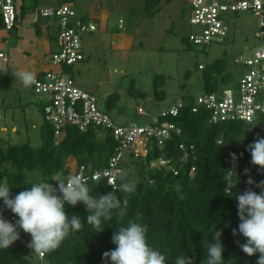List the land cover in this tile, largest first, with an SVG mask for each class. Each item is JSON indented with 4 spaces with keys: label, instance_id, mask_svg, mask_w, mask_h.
<instances>
[{
    "label": "trees",
    "instance_id": "1",
    "mask_svg": "<svg viewBox=\"0 0 264 264\" xmlns=\"http://www.w3.org/2000/svg\"><path fill=\"white\" fill-rule=\"evenodd\" d=\"M145 1L159 4L164 0ZM17 10L15 27L9 32L16 31L28 13L24 5L17 6ZM0 28L5 30L2 24ZM215 67L219 70L222 64L217 63ZM41 76L43 75L38 77ZM231 79L230 74L222 77L225 82H230ZM220 80L213 72L205 75L208 93L224 89H218ZM164 84L165 76H157L155 86L159 100L165 99ZM185 101L186 106L179 116L168 119L182 129V135L173 136L166 142L163 150L155 146L146 158H131L130 164L124 166L135 169L136 179L133 178L135 174L125 171L122 166L128 180L135 182L136 191L132 194L119 190L116 192L121 206L127 210V215L120 218L121 223L127 225L129 219L136 220L139 212L137 222L148 226V243L168 257L169 264L181 252L190 257L193 264H202L206 256V249L202 247L203 240L211 242L214 232L220 230L225 264H256L259 253L251 257L246 255L240 247L246 242L245 238L239 234L234 236L232 229H238L240 223L235 195L242 194L249 187V176L256 183L264 180L259 167L251 164V154L247 151V145L257 135L264 137V114L257 119L254 123L257 125L250 131L253 124L243 122L212 125L207 111L192 112V97ZM118 102L119 96H112L109 111ZM99 134L96 128L82 132L74 127H66L62 136L57 138L53 126L45 123L39 148H34L29 143L8 146L0 144V183H7L12 196L38 182L46 181L55 186L56 177L66 179L71 174L67 167L69 158L76 159L78 166H86L90 172L103 170L108 166L117 145L111 136L105 135L101 139ZM220 139L224 140V144H218ZM181 143L195 147L196 159L185 165L179 162L182 156L179 149ZM232 153L237 156L238 178L227 173L233 165ZM161 156L173 160V165L179 171L178 175L163 168H152V163ZM192 167L196 169L193 175ZM245 169L249 170L248 174H245ZM227 185L232 186L233 197L225 195ZM88 186L90 194L97 197L112 191L106 180L89 181ZM252 188L257 193L260 192L255 185ZM0 209H4V218L14 215L5 208L2 200ZM65 209L68 214L82 219L83 229L70 234L58 249L45 254L43 260L50 264H105L103 253L116 247L112 243V236L120 225L116 222L115 214L112 221L103 225L104 230L96 233L86 223L88 213L82 202L76 206L66 204ZM30 241L31 235L20 231L19 240L8 249H0V264H34L30 258L31 248L27 246Z\"/></svg>",
    "mask_w": 264,
    "mask_h": 264
},
{
    "label": "rangeland",
    "instance_id": "2",
    "mask_svg": "<svg viewBox=\"0 0 264 264\" xmlns=\"http://www.w3.org/2000/svg\"><path fill=\"white\" fill-rule=\"evenodd\" d=\"M70 2L86 19L93 8L99 11L106 17L107 28L103 30L101 21L91 20L97 30L82 38L85 59L74 66L54 65L52 57L58 50L57 22L40 13L44 8L59 6L61 0H16V6L24 5L28 9L26 17L16 31L0 28V48L9 58V63L0 69V144L4 146L29 143L39 148L46 123L47 97L37 94L32 84L23 86L13 75L16 71H29L38 77L41 73L60 70L65 77L74 78L83 90L95 95L100 109L108 112L116 123L129 126L150 123L180 98L186 100L208 93L205 81L208 72L221 78L218 89H235L243 74L236 61L249 57L260 46L256 37L258 20L249 12L227 13V41L213 42L204 48L188 39L195 31L190 24L189 0H164L159 4L145 0ZM120 20L125 22L123 29ZM217 63L222 64L219 70L215 67ZM200 65L206 70H200ZM227 74L231 75L230 82L222 80ZM157 76H165L164 100L156 96ZM214 93L219 94L220 90ZM114 95L119 96V102L109 111ZM139 109L145 114L140 115ZM99 138H103L102 134ZM129 156L125 152L122 166L130 164ZM124 168L135 174L136 179L134 168ZM60 179L58 176L55 181ZM30 258L34 264H50L33 249Z\"/></svg>",
    "mask_w": 264,
    "mask_h": 264
},
{
    "label": "built area",
    "instance_id": "3",
    "mask_svg": "<svg viewBox=\"0 0 264 264\" xmlns=\"http://www.w3.org/2000/svg\"><path fill=\"white\" fill-rule=\"evenodd\" d=\"M189 3L190 24L195 27V31L188 39L193 45L204 48H208L213 42L227 41L229 34V28L226 26L227 13L249 12L257 18L256 37L260 41V46L254 49L249 57H241L236 61L243 70L237 87L222 89L219 94L206 93L192 97L194 100L192 112L207 111L212 125L227 122L255 123L264 114V0H189ZM40 13L42 17L57 22L58 50L52 57L54 65L59 68L70 67L84 61L82 38L97 30L91 19L79 15L69 3L44 8ZM17 16L16 0H0V24L6 31H11L15 27ZM124 23L120 20V29L124 28ZM8 63L7 53L0 49V69ZM204 68L203 65L199 66L200 70ZM32 86L37 94L47 97L45 120L53 126L57 138L62 136L66 127H74L82 132L96 128L102 136L109 135L116 142L115 153L106 168L90 172L86 166H78L67 178L80 174L87 178L88 182L95 181L92 177L100 171L104 174L100 180H106L112 189L109 180L119 185L118 177L120 170L124 171L122 163L125 152H129L136 160L143 159L155 146L163 150L166 142L173 136L182 135V129L168 119L179 116L180 111L186 106L184 98L178 99L170 108L158 113L148 124L144 122L143 126L139 124L125 126L119 125L108 112L102 111L97 97L79 87L71 76L65 77L62 71L47 72L41 77H35ZM139 114L144 115V110L139 109ZM250 120L253 123H249ZM218 144H224V140L220 139ZM179 149L182 151L179 160L181 165L196 159L194 145L181 143ZM152 168H163L172 171L174 175L179 174L173 160L165 156L153 162ZM195 170V167H192L191 175ZM67 178L61 177L60 180L66 181ZM57 185L58 181L55 182V186ZM5 219L15 223L18 217L10 215ZM44 257L45 255L40 258Z\"/></svg>",
    "mask_w": 264,
    "mask_h": 264
},
{
    "label": "clouds",
    "instance_id": "4",
    "mask_svg": "<svg viewBox=\"0 0 264 264\" xmlns=\"http://www.w3.org/2000/svg\"><path fill=\"white\" fill-rule=\"evenodd\" d=\"M13 75L25 87L30 86L35 79L34 74L29 71L20 70ZM249 123L253 122L250 120ZM256 125L253 123L249 131ZM247 151L251 154V164L258 166L264 175V137L257 135L254 141L247 145ZM230 155L233 165L227 173L238 178L237 156L235 153ZM244 171L245 174L249 172L248 169ZM103 176L102 172L97 171L92 179L98 182ZM118 178V186L109 180L112 191L98 197L90 194L88 179L80 174L71 175L66 181L56 180L57 186L46 181L34 183L15 196H12L7 183H0V200L6 209L18 217L15 223H12L4 218V209H0V249H8L19 240L22 230L31 235L27 246L40 257L55 251L70 234L83 229L82 219L77 215L68 214L65 209L66 204L76 206L82 202L88 213L86 223L92 226L94 232H102L103 225L112 221L114 214L117 224L120 225L112 236V243L116 247L103 253L105 264L109 261L111 264H169L168 257L148 243V226L137 222L140 218L139 212L136 214V220L129 219L127 225L121 223L120 218L127 215V210L121 206L116 192L119 190L132 194L136 191V184L128 180L127 173L123 170H120ZM247 183L249 187L234 197L238 202L237 215L240 223L238 229H232V234L242 235L246 240L240 245L242 251L250 257L259 253L256 264H264V180L256 183L249 176ZM252 185L259 188L260 192L254 191ZM231 187L227 185L224 189L225 195L229 197H233ZM221 236L222 230L215 231L211 242L203 240L202 247L206 249V256L202 264H225ZM172 264H193V261L181 252Z\"/></svg>",
    "mask_w": 264,
    "mask_h": 264
},
{
    "label": "crops",
    "instance_id": "5",
    "mask_svg": "<svg viewBox=\"0 0 264 264\" xmlns=\"http://www.w3.org/2000/svg\"><path fill=\"white\" fill-rule=\"evenodd\" d=\"M63 3H69V4H71L72 5V3L70 2V0H61V3H60V5L61 4H63ZM59 5V6H60ZM89 19H91V20H99V21H101V27H102V29L103 30H106L107 28H106V24H105V22H106V17H103L102 15H101V13L99 12V11H97V10H95L94 8L92 9V11H91V13H90V15H89V17H88ZM1 49V48H0ZM84 53V52H83ZM85 55V54H84ZM60 71V70H59ZM58 70H57V72H59ZM40 75H44V73H41ZM74 79V78H73ZM78 85V84H77ZM79 86V85H78ZM80 87V86H79ZM17 128V127H16ZM15 129V128H14ZM13 129V130H14ZM74 163H76L77 164V166H76V164H75V168H73L74 167ZM67 167H68V170H69V173H74L76 170H77V167H78V163H77V161H76V159H73V158H69L68 159V163H67Z\"/></svg>",
    "mask_w": 264,
    "mask_h": 264
},
{
    "label": "water",
    "instance_id": "6",
    "mask_svg": "<svg viewBox=\"0 0 264 264\" xmlns=\"http://www.w3.org/2000/svg\"><path fill=\"white\" fill-rule=\"evenodd\" d=\"M139 125H140V126H143V125H144V122H141Z\"/></svg>",
    "mask_w": 264,
    "mask_h": 264
}]
</instances>
